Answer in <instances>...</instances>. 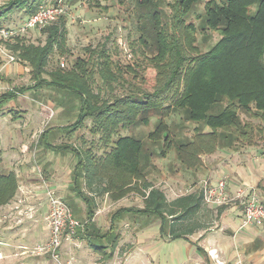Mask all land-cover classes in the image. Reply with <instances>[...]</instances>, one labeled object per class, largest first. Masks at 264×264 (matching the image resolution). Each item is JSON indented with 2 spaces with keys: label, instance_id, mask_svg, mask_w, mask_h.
I'll return each mask as SVG.
<instances>
[{
  "label": "trees",
  "instance_id": "16d2710c",
  "mask_svg": "<svg viewBox=\"0 0 264 264\" xmlns=\"http://www.w3.org/2000/svg\"><path fill=\"white\" fill-rule=\"evenodd\" d=\"M57 1L52 5L57 6ZM117 1L126 9L134 5L143 13L138 18L143 22L138 27L139 42L152 54L149 62L157 71L155 79L149 82L147 75L135 72L128 63L114 62L107 44L86 47L87 57H78L70 66L66 58L73 52L68 42L70 32L64 11L58 21L41 29L44 44L30 43L23 35L0 40V46L29 69L34 82L32 87L0 96V112L26 91L50 86L71 96L70 100L75 98L79 104L75 106L78 114L73 131L90 120L91 135L99 136L106 149L102 156L94 155L89 149L83 157L73 147L63 148L72 149L80 157L78 168L85 175L89 189L96 184L101 195L108 194L116 201L140 189L139 194L145 202L141 213L160 216L164 226L167 216L176 217L174 221L190 223L205 201L202 192L168 202L164 192L147 180L144 168L150 159L145 142L140 136L119 135L159 112L162 119L149 140L152 144L164 142L161 156L166 158L173 144L165 120L178 111L184 114L186 122L199 124L195 139L176 149L177 158L186 169L198 166L201 153L212 155L218 149L235 147L243 140L251 147L256 146L253 137L263 132L242 121L241 114L264 121V0H207L201 33L206 37L211 31L220 39L206 52L197 45L198 27L187 22L193 8L203 0H173L167 3L169 12L163 9V0ZM49 6L46 0H9L0 8V31L3 29L1 21L7 16L25 11L28 21L42 7ZM55 54L65 57V67L67 64L68 67L58 65L48 72ZM127 73L133 74L131 80L125 78ZM46 75L50 81L45 79ZM97 77L102 87L96 91ZM116 85H127L128 89L117 95L114 94ZM75 175L78 179V174ZM18 189L16 173L0 174V208L14 200ZM82 197L89 205L86 223H92L93 199L86 194ZM127 212L131 210L117 212L113 218ZM189 223L172 229V236L184 238L187 228H192Z\"/></svg>",
  "mask_w": 264,
  "mask_h": 264
},
{
  "label": "rangeland",
  "instance_id": "374dc122",
  "mask_svg": "<svg viewBox=\"0 0 264 264\" xmlns=\"http://www.w3.org/2000/svg\"><path fill=\"white\" fill-rule=\"evenodd\" d=\"M8 1L0 0V8ZM46 2L50 3L51 6L55 4L54 0H46ZM57 2V5L64 8L65 14L63 16L67 19V28L70 32L68 42L72 46L71 52L73 53L66 58L70 66L75 63L78 57H87L84 51L86 47L107 44L114 62L128 63L133 66L132 70H135V72L140 75H147L149 82L155 79L157 71L149 62L152 54L139 42L141 32L138 27L142 26L143 22L138 18L143 13L135 9L134 5L126 9L125 6L119 5L117 0H58ZM169 2L172 3L173 0H163L162 2L163 9L167 12H169L167 6ZM206 3L207 0H203L201 4L193 8L192 13L187 17V22L194 23L198 27L197 45L202 52L209 51L220 39L216 33L211 31L207 32L206 37H203L201 33V25L205 19L204 7ZM27 19L25 11L11 14L1 21L3 24L1 30L4 31L9 28L16 30L14 32H19L24 28ZM20 35L26 36L27 41L30 43L44 44L41 30L26 31ZM0 53L5 59V61L0 59V68L6 66L7 63V65H12L19 62L9 61L10 57H14L15 60L17 58L1 46ZM64 58H60L58 54H55L49 63L48 72L61 65ZM67 67L68 64L65 68ZM132 77L133 74H125L127 80H131ZM45 79L50 81V77L47 75ZM97 79V84H94L96 91L102 87L100 78L97 77ZM33 84L29 71L22 76H18L14 71L5 76L0 71V96L13 90L32 87ZM115 87H117V90L114 94L117 95L128 89L127 85L124 87L116 85ZM62 93L58 92L53 86L35 89V92L31 93L26 91L18 99L7 104L10 106V111L9 109H2H5V119L2 121L0 132V174L16 173L19 178V189L14 200L0 209V264H104L101 256H97L88 248L87 240L85 238L81 239L80 235L84 236V228L81 227L70 238H67V235L63 237L60 247V249L63 248V251L61 249L59 262L44 253L39 254L36 250L38 246L47 244L50 240L48 216L50 214L49 200L51 196L60 198L70 210L69 204H72L73 195L75 199V195L78 196L73 189L74 176L66 172L68 169L73 170L72 161L77 163V159L68 151L63 153L64 155H61L60 160H58L59 153L54 150L50 151L46 147L48 145L74 147L81 152L83 157L89 149L97 156H102L106 150L100 142L99 136L93 137L91 135L92 122L90 120L86 121L82 128L73 131L72 126L76 123V115L78 114V109L75 106L79 103L75 98L70 100L71 96ZM183 117L184 114L176 111L172 112L165 120L166 125L169 126V136L173 144V148L166 152V158L161 156L164 142L152 144L149 140L150 135L153 134L162 119L159 112L151 114L145 123L130 128V131H122L119 135L121 137L125 135L140 136L142 141L145 142V150L148 151V159H150L144 168L147 180L154 188L162 190L169 202L173 197L184 196L188 189L187 183H189L182 184L178 182L176 184V182H173L184 179V175L180 173L186 172L185 167L177 158L176 149L183 143L194 140L197 136L195 131L199 126V124L186 122ZM241 119L262 130L263 133H256L253 140L257 142L256 146L261 147L259 150L262 149L263 151L264 121L253 119L245 114H241ZM199 128L208 132L205 127L200 126ZM20 133H22L21 136ZM45 134H47L46 138H44ZM249 145L248 141L243 140L237 147L227 148L225 151H234L246 148ZM8 152H11L9 162L3 157V154ZM260 155L262 157L264 153ZM203 156H206V154L201 153L198 156L201 161L198 167L203 164ZM2 162L8 163L6 165L7 169H4ZM60 162L63 170H66L61 171L64 173L62 176L60 172L56 171ZM142 164H145V160ZM175 168L178 169V173L174 172ZM200 184H194V189H199ZM175 185L176 188L173 187ZM80 188L82 191L89 192L84 185H80ZM98 188H95V193L99 194L92 198L93 219L97 222V229L107 232L116 212L127 208L134 210V213L123 215V220L116 225V232L123 235V239L118 245L121 249L120 256L128 257L136 248L135 244L139 242V240L135 241L134 238L137 239V234L140 233V231L135 230L138 227L137 225H142L144 222V215L140 214V211L145 207L144 197L139 194V189L129 192L125 198L116 201L111 196L101 195L100 192L102 191H100L101 189L97 190ZM145 192L149 193L148 191ZM243 200L237 199L235 203L241 206ZM77 202L79 207L76 205L77 208L74 209L75 219L83 221L88 218L86 217L87 212L84 210L82 202L80 200ZM77 209H80L81 215L77 212ZM148 219L153 221L149 223L152 225L159 218L148 216ZM80 220L78 221L81 222ZM147 226L145 224V227ZM145 227L142 225L139 230ZM139 243H142V240ZM82 250L84 252L87 250L92 255L85 263L82 261L84 256ZM120 256L117 257V260Z\"/></svg>",
  "mask_w": 264,
  "mask_h": 264
},
{
  "label": "crops",
  "instance_id": "0c3cea01",
  "mask_svg": "<svg viewBox=\"0 0 264 264\" xmlns=\"http://www.w3.org/2000/svg\"><path fill=\"white\" fill-rule=\"evenodd\" d=\"M0 59L5 61L1 53ZM7 64L0 68L1 73L5 76L10 75L12 71L16 72L18 76H22L25 72L29 71L21 63ZM9 107V105L4 106L6 110L9 109L10 111ZM5 109L0 112V132L2 121L5 119ZM65 147L48 145L46 149L58 152V160H60L61 155H64L63 153L68 151L77 159V163L72 161V171L70 169L67 171L63 170L61 162L56 171L60 172L61 176L64 174V171L71 175L73 174V189L77 192L78 196L75 195L76 199L74 195V198L71 196L72 204L69 205L73 207L71 210L75 218L74 209L77 206L79 207L77 201L80 200L84 210L87 212L86 217H88L89 205L84 201L82 195H89L92 199L93 196L99 194L95 193V188L98 186L96 187V184H92L91 189L93 191L89 189L88 182L84 179L85 175L78 168L80 157L74 154L72 149H63ZM67 147L70 148V146ZM260 148V146H247L246 148L234 151L220 149L212 155L203 156V164L200 167L197 166L194 169L185 168L186 172L180 173L184 175V179L173 182H176V184L178 182L182 184L189 182L187 183L188 189L185 195H190L199 191L202 192L201 186L199 189H194V184L206 181L213 185L222 179H226L228 194L230 196L240 195L242 198L256 196L260 197L264 203V156L261 157L260 155L264 153V150H259ZM10 156L11 152L3 154L7 162L10 161ZM1 164H4V169H7L6 165L8 163L2 162ZM174 172L178 173V169L175 168ZM75 174H78V179ZM177 175L179 176V174ZM80 185L87 187L89 192L82 191ZM173 187L176 188V185ZM106 195L109 197L108 194ZM177 198L179 197H173L170 201ZM79 210L77 209V212L81 215V211ZM130 210L131 212L120 214V217L117 219L112 217L111 227L107 232L97 229V222L95 220L87 224V218L83 221L78 219L83 224L81 228H84V236L79 234L81 239L85 238L87 240L89 244L88 248L97 256L100 255L104 264H264V225H247L241 228L244 219L242 206H238L237 204L231 206H210L205 201H203L200 211L196 213L195 217L193 215L190 217V219L194 217L190 223L188 221L186 223L174 221L176 217L167 216V223L164 226L160 216L141 213L142 209L140 211V214L144 215L142 225L144 227L145 224L148 226L139 230L142 225L138 224L135 230L140 231V233L137 234V239L134 238L135 241L139 240L140 242L142 240V243L137 242L135 244L136 248L133 253L131 252L130 256H120L121 249L118 245L123 239V235L116 232V225L120 224L123 220V215L134 213V210ZM145 216L147 217L145 218ZM148 216L158 217L159 219L150 225L149 223L153 221H150ZM188 223L192 227L190 228L192 231L187 228V235L184 238H174L172 236V229L181 228L183 227L182 224L188 225ZM61 249L63 251V248ZM81 252L84 255L82 261L85 263L92 255L87 250L85 252L82 250ZM119 256L120 258L117 260Z\"/></svg>",
  "mask_w": 264,
  "mask_h": 264
},
{
  "label": "built area",
  "instance_id": "2783aa9c",
  "mask_svg": "<svg viewBox=\"0 0 264 264\" xmlns=\"http://www.w3.org/2000/svg\"><path fill=\"white\" fill-rule=\"evenodd\" d=\"M64 14V8L60 5L42 7L26 22L23 29L19 32H8L7 30L0 31V40L19 36L23 32L41 30L49 24L58 21ZM9 61L16 62L14 57H10ZM61 67H65V60ZM203 200L210 206H229L235 204L237 199L243 200L242 207L244 212V219L242 227L247 225L263 226L264 225V203L256 196L243 197L236 195L234 197L228 194L227 180L222 179L216 184L211 185L209 182H202ZM50 214L48 220L50 223V240L47 244H41L36 248L38 253H44L51 256L53 260H60L62 240L65 235L70 238L74 235L77 229L81 227L80 222L72 215L71 210L60 198H50Z\"/></svg>",
  "mask_w": 264,
  "mask_h": 264
}]
</instances>
